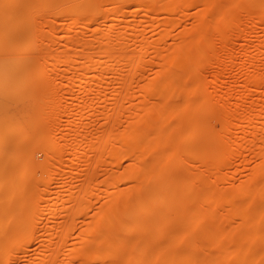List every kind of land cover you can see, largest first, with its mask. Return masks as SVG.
<instances>
[{
	"label": "bare ground",
	"instance_id": "bare-ground-1",
	"mask_svg": "<svg viewBox=\"0 0 264 264\" xmlns=\"http://www.w3.org/2000/svg\"><path fill=\"white\" fill-rule=\"evenodd\" d=\"M258 1L0 0L14 39L47 13L80 25L34 55L45 211L16 264H264Z\"/></svg>",
	"mask_w": 264,
	"mask_h": 264
},
{
	"label": "rangeland",
	"instance_id": "rangeland-1",
	"mask_svg": "<svg viewBox=\"0 0 264 264\" xmlns=\"http://www.w3.org/2000/svg\"><path fill=\"white\" fill-rule=\"evenodd\" d=\"M251 1L262 4V1ZM70 6L68 3L66 8ZM64 13H47L46 19L34 20L31 24L34 37L30 43L13 38L17 20L9 11L0 10V264H16L17 258L22 256V248L28 249L26 255H34L36 251L37 238L31 228L39 231L44 219L41 197L45 176L38 162L43 139L42 87L36 82L41 87L36 89L35 83L43 65L34 55L41 43L48 48V41L52 39L54 49L71 37L72 30L80 27L73 23L72 12ZM24 28L22 25L21 29ZM96 29L97 25L89 34L96 36ZM232 44L237 48L244 45L238 38L233 39ZM68 56L70 54L51 53L47 56L48 68L56 65L62 71L68 70ZM61 89L68 88H58ZM26 255L21 264H27Z\"/></svg>",
	"mask_w": 264,
	"mask_h": 264
}]
</instances>
